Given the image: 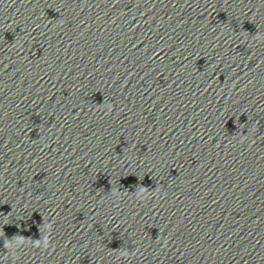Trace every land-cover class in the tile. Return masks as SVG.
<instances>
[{
    "label": "water",
    "instance_id": "1",
    "mask_svg": "<svg viewBox=\"0 0 264 264\" xmlns=\"http://www.w3.org/2000/svg\"><path fill=\"white\" fill-rule=\"evenodd\" d=\"M0 264H264V0H0Z\"/></svg>",
    "mask_w": 264,
    "mask_h": 264
}]
</instances>
